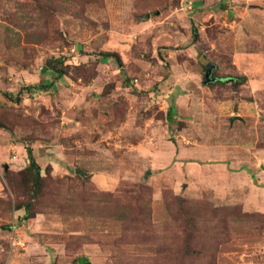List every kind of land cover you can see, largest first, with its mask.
I'll return each instance as SVG.
<instances>
[{
	"label": "rangeland",
	"instance_id": "374dc122",
	"mask_svg": "<svg viewBox=\"0 0 264 264\" xmlns=\"http://www.w3.org/2000/svg\"><path fill=\"white\" fill-rule=\"evenodd\" d=\"M45 1L0 0V264H264V0Z\"/></svg>",
	"mask_w": 264,
	"mask_h": 264
},
{
	"label": "trees",
	"instance_id": "16d2710c",
	"mask_svg": "<svg viewBox=\"0 0 264 264\" xmlns=\"http://www.w3.org/2000/svg\"><path fill=\"white\" fill-rule=\"evenodd\" d=\"M87 1H89V0H87ZM38 2L40 4V6L42 7V9H44V10L46 8H48L47 5H50L51 6V4H47L45 0H43V1H39L38 0ZM103 55L109 56V55H112V54L111 53H103ZM56 62L63 64L64 63V57H61ZM48 65L50 67L52 66V68H54L57 71L58 75L53 80H51V81H49V82H47L45 84H40V85H37V86L34 85V87H40L41 86L42 88H48L50 85L53 84V82L55 81L56 78H59L62 75V72H63V69L62 68L57 67L56 65H53V63H50ZM240 79L241 80H244L245 77L244 76L239 77V80ZM25 152H26V158H27V161H28V166L26 167V171H27L26 173L31 177V179H32V181L34 183L33 197H35L41 191V186H42L41 168H40V165L38 164V162L36 161V159H35V157L33 155L32 148L29 145L26 146ZM31 204L32 203H30V202L26 203V205H25L26 206V213H25V216L23 217V219L29 218L31 216V210H32L31 209V206H32ZM123 212H125V213L127 212L126 214H128L129 212L131 213V206H130V204H126L125 210ZM133 214H135V213H133ZM7 227L9 229L12 228L11 225H9ZM190 228H191L192 231L190 230ZM190 228L187 229L188 235H190V238L194 239L195 236L194 235L192 236V234L195 233V234L198 235V233H199V231H198V224H193V226L190 227Z\"/></svg>",
	"mask_w": 264,
	"mask_h": 264
},
{
	"label": "water",
	"instance_id": "95a60500",
	"mask_svg": "<svg viewBox=\"0 0 264 264\" xmlns=\"http://www.w3.org/2000/svg\"><path fill=\"white\" fill-rule=\"evenodd\" d=\"M214 67V64L212 62H209L208 65H207V71H206V74H205V78H204V81L205 82H209L211 80H213L214 78H211V73H212V69ZM235 118H239L238 116H233L232 119H235ZM8 165H6L7 167ZM77 172L81 173L82 175L85 174V171L82 170V169H79L77 168L76 170ZM151 170H149L147 173H146V176L148 175V173H150ZM84 264H92L91 261H86Z\"/></svg>",
	"mask_w": 264,
	"mask_h": 264
}]
</instances>
